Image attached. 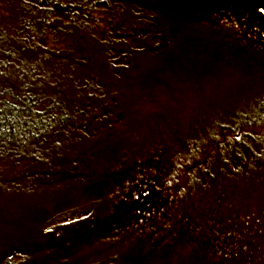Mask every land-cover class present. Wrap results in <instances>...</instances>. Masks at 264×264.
I'll use <instances>...</instances> for the list:
<instances>
[{
    "label": "trees",
    "instance_id": "trees-1",
    "mask_svg": "<svg viewBox=\"0 0 264 264\" xmlns=\"http://www.w3.org/2000/svg\"><path fill=\"white\" fill-rule=\"evenodd\" d=\"M93 1H22L16 25L0 30V198L30 196L52 182L46 196L59 192L78 180L67 175L79 170L92 172L93 183L102 178L105 164L95 144L82 145L111 134L126 86L138 81H129V74L142 55H154L169 39L155 19L98 28L88 19ZM237 108L208 119L206 131L178 135L164 173L147 178L140 193L146 202L138 206V220L150 207L161 215L164 203H182V231L163 246L186 244L199 264L264 263V202L253 195L264 184V94ZM161 149L152 153L159 156ZM181 175L183 190L176 182ZM96 187L87 207L98 204L94 195L102 196Z\"/></svg>",
    "mask_w": 264,
    "mask_h": 264
},
{
    "label": "rangeland",
    "instance_id": "rangeland-1",
    "mask_svg": "<svg viewBox=\"0 0 264 264\" xmlns=\"http://www.w3.org/2000/svg\"><path fill=\"white\" fill-rule=\"evenodd\" d=\"M22 1L0 0L4 34L23 14ZM93 2L95 12L88 19L98 28L108 21L155 19L169 39L154 55H142L129 74V81H138L126 86L118 103L122 116L111 134L82 145L95 144L105 164L102 178L93 183L92 172L79 170L69 172L78 180L59 192L46 196L52 182L30 196L0 198V264H199L192 261L190 246H163L182 231L177 228L185 212L182 203H164L161 215L146 206L149 212L140 211L138 220V206L146 202L140 193L148 180L164 173L178 135L194 134L197 127L206 131L208 119L264 94V0ZM159 146L158 156L152 151ZM176 182L180 190L186 187L183 175ZM91 183L102 196L94 195L98 204L87 207L95 190L88 188ZM253 191L264 202V184Z\"/></svg>",
    "mask_w": 264,
    "mask_h": 264
},
{
    "label": "snow or ice",
    "instance_id": "snow-or-ice-1",
    "mask_svg": "<svg viewBox=\"0 0 264 264\" xmlns=\"http://www.w3.org/2000/svg\"><path fill=\"white\" fill-rule=\"evenodd\" d=\"M260 11H261V12H264V9H261Z\"/></svg>",
    "mask_w": 264,
    "mask_h": 264
}]
</instances>
